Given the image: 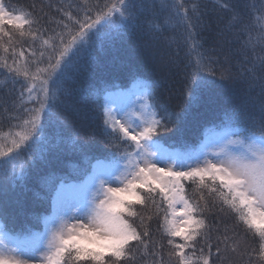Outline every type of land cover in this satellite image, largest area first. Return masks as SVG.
<instances>
[{
    "label": "snow or ice",
    "instance_id": "6c2138e0",
    "mask_svg": "<svg viewBox=\"0 0 264 264\" xmlns=\"http://www.w3.org/2000/svg\"><path fill=\"white\" fill-rule=\"evenodd\" d=\"M148 7L143 0H80L79 4H69L68 11L56 9L64 18L56 21L58 30L44 38L48 29L39 27L43 15L9 10L0 0V51L4 53L0 67L8 70L14 84L23 77L26 85L18 103L13 101V107L23 108L24 118L12 117L17 122L8 132L0 131V221L6 224L16 211L9 200V186H22L33 165L50 163L49 157L64 147L83 151L88 147L86 142L96 138L89 112L103 109L102 143L112 145L119 139L109 155L96 158L81 184L69 185L54 174L40 177L41 190L50 198L52 211L46 217L34 218L37 224L43 219L42 230L26 228L23 237L11 228L0 229V264H135L137 253L148 255L149 246L153 249L152 264H164L162 254L156 251L164 245L151 240L147 223L154 217L159 219L158 230L167 237L171 249L169 264L173 258L175 264H213L214 259L223 264L228 259L226 254L236 252L249 237L253 244L245 254L251 259L255 253L264 264V0L254 14L256 22L245 24L234 13L229 24L235 29L234 38L218 40L210 49L196 39L195 29L202 27L197 6H192L196 22L184 10L186 68L190 71L183 75L189 101L198 102L203 92L212 88L215 81L209 76L217 72L224 81L245 85L248 92L259 89L255 99L246 96L225 112L211 151H170L171 146L166 148L161 143L160 134L168 132L181 113L167 111V104L160 103L155 82L134 77L129 88L98 89L90 94L91 107L75 100L71 85L77 75L95 63L98 50L136 34ZM151 7H158L160 12L172 10L164 20L172 25L181 14L183 2L160 0L157 4L154 0ZM6 24L17 30L22 40L28 38L33 44L41 40L39 57L34 50L27 57L23 49L17 53V41ZM147 24L149 32L163 30L151 20ZM217 35L222 37L223 32ZM237 44L239 48H234ZM137 47L142 55L152 57L161 73L171 71L176 64L170 58H157L155 51H146L155 45ZM9 52L12 63L8 62ZM241 55L242 61L238 60ZM117 96L123 98L122 103L113 99ZM27 103L39 106L23 107ZM158 106L165 115L156 111ZM124 143L131 150L121 151L120 144ZM45 145L48 155L43 152ZM183 181L195 185L198 198L187 195ZM66 190L71 191V199ZM136 205L147 213L138 211ZM216 211L232 213L244 233L242 239L225 226L224 234L216 236L213 254L212 233L220 229L213 228L209 216Z\"/></svg>",
    "mask_w": 264,
    "mask_h": 264
},
{
    "label": "trees",
    "instance_id": "16d2710c",
    "mask_svg": "<svg viewBox=\"0 0 264 264\" xmlns=\"http://www.w3.org/2000/svg\"><path fill=\"white\" fill-rule=\"evenodd\" d=\"M3 2L9 10L13 8L23 9L32 11L34 16L43 15L44 19L41 20L39 27L48 29L44 33V38H46L52 34L53 30H58L56 21L64 18L62 13L57 12L56 9L63 7L64 11H68L69 4H79L80 0H3ZM153 2L154 0H143V3L149 5V7L146 9V15L142 18L144 23L141 28L137 29L136 34L123 41L117 40L103 50H98L95 54V63L85 67L77 75L76 83L71 87L75 89V100L81 106L87 104L91 107L92 97L90 94L98 89L104 87H108L113 91L126 89L131 86L134 77L155 82L161 98L160 103L167 104V111L181 113L179 120L169 125L170 130L160 134L162 137L161 143L166 148L171 146L169 150L183 151L191 149L198 151L211 133L221 130L218 125L224 118L225 112L246 96L255 99L259 89H256L255 92H248L245 85L224 81L217 72L215 76H209V79L215 81L212 88L205 90L198 102L189 101L184 92L185 81L183 75L184 71H190V68H186L188 60L186 56L187 44L185 43L187 21L184 20V10L187 11L188 18L196 22L192 6H197L202 27L198 26L195 29L197 32L196 39L201 40L204 48L210 49L218 40L234 38L235 29L229 28L234 13L239 14L245 24L256 22L254 21V14L260 9L261 0H182L183 9L180 16L175 17V23L172 25L164 23L165 17L172 10L160 12L158 7L156 9L151 7ZM155 2L159 4L160 0H155ZM225 4L229 6L227 9L223 7ZM253 5H255V8H253ZM149 20L154 24L161 25L163 30L155 33L149 32L147 24ZM5 28L13 33L14 39L17 41L15 44L17 53L23 49L27 57L29 51L34 50L37 57H39L41 40H36L33 44L28 38L22 40L18 31L12 26L6 24ZM220 32H223L222 37L217 35ZM4 39L7 43V37ZM145 43L155 45V48L150 47L146 50L148 53L155 51L157 58L163 56L165 59L170 58L176 61L171 71L161 73L150 55L141 54L142 50L137 45ZM233 47L239 48V45H233ZM0 55H4V53L0 51ZM243 58L241 55L238 60L242 61ZM8 62L12 63L11 52L8 54ZM46 63L47 60L45 59ZM233 63L236 64L237 60L234 59ZM23 87H26L23 84V77L20 78V82L14 84L8 70L0 67V131L8 132L17 122L12 117L24 118L23 108L13 107V101L18 103L17 98ZM38 106L35 103H27L23 107ZM5 108L8 109L7 112H5ZM156 111L161 116L165 115V110L162 107L158 106ZM102 112L103 109L88 113L90 124L96 130L97 136L94 140L86 142L88 147L85 150L73 151L70 146L61 148L49 157L50 163L43 164L40 167L33 165L32 171L22 186L14 184L9 186V200L16 211L6 224L0 221V229L11 228L14 233H19L21 237H23L26 228L31 227L32 230L39 231L43 219L37 224L34 218L46 217L50 214L52 208L50 198L47 197L45 191L41 190L40 177L54 174L56 178H62L67 183H78L91 172V165L96 163V158H103L114 150V144L119 143V139L112 145L101 142L102 136L100 133L104 130ZM255 112L258 116V102ZM44 122L47 123L46 118H44ZM125 144L127 143L120 144L121 151L127 149ZM43 152L48 155L47 145L43 147ZM183 183L187 195L193 199L198 198L199 193L194 192L195 185L191 181H183ZM209 183L211 182L209 181ZM156 199L159 201L160 198L157 196ZM136 209L147 213V210H142L140 205H136ZM217 219L220 221L219 224L216 223ZM147 223L150 224L151 240L164 245L162 250L156 248V251L162 254L164 264H169L168 253L171 249L167 245V237L158 230L159 219L154 217ZM209 223L213 225L214 229L217 227L220 229L219 233L215 231L212 233L213 254L215 253L216 236L224 234L225 226L239 233L243 239V225L237 226L235 216L228 211L214 212L209 216ZM137 224H139L138 220ZM229 235H231V232ZM176 241L181 242L179 238H176ZM252 244L253 241L249 237L241 243L236 252L229 251L226 254L228 259L223 264H229V262L231 264H260L255 253L252 254L251 259L245 254L246 248L251 251ZM199 248L200 245L198 244L197 255H199ZM152 251V247L149 246L148 255L143 252L137 253L135 264H152ZM204 251L205 253L208 252L207 246H205ZM156 259L159 260V257H156ZM127 264H133V262L129 261ZM171 264H175L174 258ZM213 264H220V261L214 259Z\"/></svg>",
    "mask_w": 264,
    "mask_h": 264
},
{
    "label": "rangeland",
    "instance_id": "374dc122",
    "mask_svg": "<svg viewBox=\"0 0 264 264\" xmlns=\"http://www.w3.org/2000/svg\"><path fill=\"white\" fill-rule=\"evenodd\" d=\"M132 85V84H131ZM131 87V86H130ZM113 99H115L116 100V103L117 104H119V103H122L123 102V98L122 97H119V96H117V97H113ZM135 99V98H134ZM117 118H119V117H117ZM221 133V130H219V131H216V132H213V133H211L207 138H206V140L202 143V145L200 146V148H199V150L198 151H211L212 150V147H213V145H212V140L215 138V137H217L219 134ZM207 145V147H205ZM125 147L128 149V144H125ZM131 150V149H130ZM170 151H172V150H170ZM95 164V163H94ZM195 166V165H194ZM158 167H166V165L165 164H159L158 165ZM92 171V170H91ZM91 173V172H90ZM89 173V174H90ZM88 174V175H89ZM88 175L84 178V180H82V181H80V182H78V183H68L69 185H72V184H81V183H83V182H85L86 180H87V177H88ZM114 187L115 186H117V185H113ZM67 191V194H68V196H69V199H71L72 198V193H71V191L70 190H66ZM180 207L181 206H178L177 207V213H178V216H177V219H178V221H179V219H181V217L179 216V211H180ZM51 211H52V208H51ZM51 213V212H50ZM42 225H41V229L40 230H42L43 229V220H42ZM0 227H1V225H0ZM39 230V231H40ZM38 231V230H37ZM34 264H35V262H34Z\"/></svg>",
    "mask_w": 264,
    "mask_h": 264
}]
</instances>
